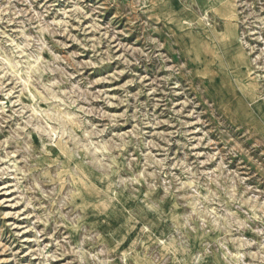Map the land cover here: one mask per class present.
Wrapping results in <instances>:
<instances>
[{
  "label": "rangeland",
  "instance_id": "374dc122",
  "mask_svg": "<svg viewBox=\"0 0 264 264\" xmlns=\"http://www.w3.org/2000/svg\"><path fill=\"white\" fill-rule=\"evenodd\" d=\"M0 264H264V0H0Z\"/></svg>",
  "mask_w": 264,
  "mask_h": 264
}]
</instances>
